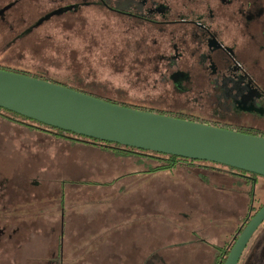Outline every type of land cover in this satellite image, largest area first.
<instances>
[{
  "label": "rangeland",
  "instance_id": "obj_1",
  "mask_svg": "<svg viewBox=\"0 0 264 264\" xmlns=\"http://www.w3.org/2000/svg\"><path fill=\"white\" fill-rule=\"evenodd\" d=\"M55 28L46 26L35 37L15 40L14 49L0 51V68L143 110H184V105L173 100L165 86L153 82L157 76L152 69L131 66L129 55L128 61L126 55L121 59V38L117 32L106 31L100 18L90 21L87 28H77L71 19H63L61 28ZM244 120L264 130V117L246 116ZM31 130L30 151L24 165L17 154L10 162L0 158V177L12 179L14 190L11 198L0 197V264H54L57 251L61 254L59 264H214L216 252L200 244L206 238L201 228L213 225L199 211L200 201L195 203L199 195L178 193V197H169L174 201L172 205L159 203L157 215L143 218L134 213L126 217L122 212L134 199V191L121 185L126 180L117 184L100 180L115 174L110 152L97 147L98 153H104L102 158L81 147L86 144L55 140ZM49 143L55 149L48 152L45 148ZM129 161L123 159L121 172H130ZM133 168L142 169V164L136 163ZM178 170L177 174L204 175L214 181L227 176L228 184L238 182L243 191L239 196V215L233 211L238 224L248 205L249 191L258 200L257 206L264 203V177L249 184L241 177L236 180L234 172L217 164L183 166ZM18 226L20 239L24 240L17 244L25 247L24 256L19 258L10 249L9 237L12 228ZM244 258L241 264H264V224Z\"/></svg>",
  "mask_w": 264,
  "mask_h": 264
},
{
  "label": "flooded vegetation",
  "instance_id": "obj_2",
  "mask_svg": "<svg viewBox=\"0 0 264 264\" xmlns=\"http://www.w3.org/2000/svg\"><path fill=\"white\" fill-rule=\"evenodd\" d=\"M98 18L121 38V59L126 55L128 61L129 55L131 66L152 69L153 82L184 105L164 115L264 135L244 120L264 117V0H0V38L7 39L0 51L14 49L15 40L35 37L46 26L61 28L63 19L87 28ZM29 130L28 120L0 109V158L10 162L17 154L24 165ZM12 181L0 177L3 199L12 197ZM12 230L9 247L19 258L25 247L17 243L24 239L19 226ZM59 252L54 264L61 260Z\"/></svg>",
  "mask_w": 264,
  "mask_h": 264
},
{
  "label": "water",
  "instance_id": "obj_3",
  "mask_svg": "<svg viewBox=\"0 0 264 264\" xmlns=\"http://www.w3.org/2000/svg\"><path fill=\"white\" fill-rule=\"evenodd\" d=\"M0 109L88 139L264 177V137L118 105L3 69ZM263 223L264 207L242 231L225 264H239Z\"/></svg>",
  "mask_w": 264,
  "mask_h": 264
},
{
  "label": "crops",
  "instance_id": "obj_4",
  "mask_svg": "<svg viewBox=\"0 0 264 264\" xmlns=\"http://www.w3.org/2000/svg\"><path fill=\"white\" fill-rule=\"evenodd\" d=\"M49 144L50 145L46 147L45 150L48 151V149L51 148L54 150L55 145L53 143ZM81 147H84L92 154H96L100 157L104 154L98 153V148L94 146L81 145ZM52 158H55L54 154H52ZM123 159L130 160V172H121L122 167L125 166L122 163ZM86 160L89 165L92 164L89 157H87ZM110 160H113L115 174L112 176H102L100 180H105L106 182L115 181L120 177L137 171L133 168L134 165L138 163L137 159L134 157H116L111 153ZM177 172H179V170L173 173H141L129 178L125 183H121L122 186L125 184L129 190L134 191V199L129 202V205L124 207L125 209L122 214L124 213L126 217L134 213L141 215L143 218L152 217V213L157 215L160 202L165 206H170L174 203V201L169 200V197H178V193L182 195H184V193L197 194L199 197L196 198L195 203L200 201L201 204L199 207L202 208L199 211L207 215L209 222L213 225L200 227L206 237L204 240L205 242H200V244H203L202 248L211 251L215 246L223 245L224 242L235 233L239 226V218L236 216L239 215V196L243 193L240 191V186L237 185L238 182L228 184V177L226 176L224 178L220 176L219 180L216 179L218 183L214 181L212 177H209L206 183L199 175L193 173L177 174ZM236 180L238 179L236 178ZM153 204H155L154 212ZM233 211L236 213V219L235 217L233 218ZM216 224H219V226H216ZM193 231L196 232V230Z\"/></svg>",
  "mask_w": 264,
  "mask_h": 264
},
{
  "label": "trees",
  "instance_id": "obj_5",
  "mask_svg": "<svg viewBox=\"0 0 264 264\" xmlns=\"http://www.w3.org/2000/svg\"><path fill=\"white\" fill-rule=\"evenodd\" d=\"M0 69H3V68H0ZM3 70H7V69H3ZM7 71H11V70H7ZM17 73H19V72H17ZM20 74L27 75L25 73H20ZM28 76H30V75H28ZM38 79H41V78H38ZM46 81H48V80H46ZM53 83H56V82H53ZM57 84H60V83H57ZM60 85H63V86L69 87L71 89L77 90L76 88H73V87H70V86H67V85H64V84H60ZM77 91H79V90H77ZM83 93L89 94V93H86V92H83ZM89 95H91V94H89ZM92 96H94V95H92ZM95 97L99 98L98 96H95ZM100 99H102V98H100ZM103 100H106V101H109L111 103H115V104H118V105L131 107V108L138 109V110H143V109L135 108L133 106H129V105H126V104L125 105L124 104H119V103H116V102H114L112 100H109V99H103ZM143 111H148V110H143ZM149 112H153V111L149 110ZM155 113L162 114V115L165 114V113L157 112V111H155ZM12 114L15 117H18V118L23 119L25 121L28 120L29 123L31 122L33 124H37L38 125L37 128H35V127H33V126H31L29 124L30 129L37 130L38 132L46 134V135L47 134L51 135V136H53L55 138V140H64V141H70L72 144H76L77 143V144H86V146L100 147L101 149H103L105 151L111 152L116 157H124V158L134 157V158L137 159L138 164H142V169H138L134 173H130V174L126 175V176H123V177H120V178L116 179L115 181H113V182H115V184H117V182L120 181V180H125L126 179V181H127L129 178H132L134 175L141 174V173L142 174L163 173V172L173 173L176 170H178L180 167H183V166H185V167H204L205 165H209V164L213 165V163H209V162H201V161H195V160H190V159H184V158H180V157L163 155V154L154 153V152L141 151V150H137V149H133V148L123 147V146H120V145H117V144L105 143V142L97 141V140H94V139H88V138H85V137H81V136H78V135H74V134H71V133H67V132H64V131H61V130H58V129H54V128L42 125L40 123H37L35 121L26 119L24 117H21L19 115L14 114V113H12ZM174 117L186 120L185 118L180 117L178 115H174ZM252 135L264 137V135H259V134H252ZM223 167H225V166H223ZM226 168H228V170H230V171L235 173V175H232V176H235L237 179L239 177H241L242 179H244L249 184L254 183L260 177V176L253 175V174H250V173H247V172H243V171H240V170H236V169H233V168H229V167H226ZM199 177L202 178L203 181L206 182V183L209 180V176L199 175ZM78 182L87 183L86 181H83V182L82 181H78ZM123 182L125 183V181H123ZM99 185L104 186V184H99ZM239 186H240V184H239ZM125 187H126V185L124 186V189L127 188V187L126 188ZM241 193H243V191ZM248 198H249V202H248V205H247V207L245 209V215L242 217V222L237 227V230L235 231V233L230 238H228L224 242L223 245L215 246L214 248L212 247L213 250H215V251L208 250V251H210L212 253L216 252V258H215L214 264H225L226 263V260H227V258L229 256V254H230L235 242L237 241V239L241 235L242 231L249 224V222L253 219V217L264 207V203H261V202L257 206L258 200L256 198H254L252 191L248 192ZM123 200H125V199H123ZM256 233H255V235H256ZM254 236H253V238H254ZM252 239H251V241H252ZM251 241L249 242L246 250L244 251L239 264H241L244 261V259H245L244 258V254L248 250ZM200 242H205V241L201 240ZM247 264H249V263H247Z\"/></svg>",
  "mask_w": 264,
  "mask_h": 264
}]
</instances>
